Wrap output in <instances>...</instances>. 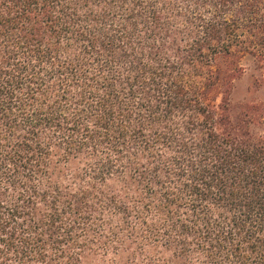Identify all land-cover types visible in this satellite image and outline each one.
I'll use <instances>...</instances> for the list:
<instances>
[{
	"label": "trees",
	"instance_id": "trees-1",
	"mask_svg": "<svg viewBox=\"0 0 264 264\" xmlns=\"http://www.w3.org/2000/svg\"><path fill=\"white\" fill-rule=\"evenodd\" d=\"M264 0H0V264H264Z\"/></svg>",
	"mask_w": 264,
	"mask_h": 264
},
{
	"label": "rangeland",
	"instance_id": "rangeland-1",
	"mask_svg": "<svg viewBox=\"0 0 264 264\" xmlns=\"http://www.w3.org/2000/svg\"><path fill=\"white\" fill-rule=\"evenodd\" d=\"M244 73L233 84L231 98L234 102L233 113H237V105L242 102L264 101V64L251 55L242 60ZM259 130L264 131V123Z\"/></svg>",
	"mask_w": 264,
	"mask_h": 264
}]
</instances>
